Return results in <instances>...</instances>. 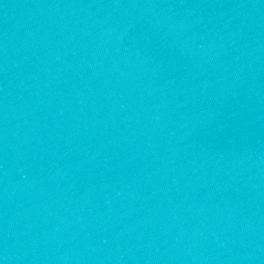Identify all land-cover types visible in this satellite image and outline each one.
Here are the masks:
<instances>
[{"label": "water", "instance_id": "obj_1", "mask_svg": "<svg viewBox=\"0 0 264 264\" xmlns=\"http://www.w3.org/2000/svg\"><path fill=\"white\" fill-rule=\"evenodd\" d=\"M0 264H264V0H0Z\"/></svg>", "mask_w": 264, "mask_h": 264}]
</instances>
